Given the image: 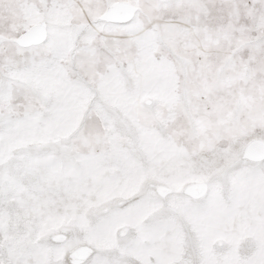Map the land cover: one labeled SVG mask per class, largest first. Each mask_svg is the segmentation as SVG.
I'll return each mask as SVG.
<instances>
[{"label":"snow or ice","instance_id":"1","mask_svg":"<svg viewBox=\"0 0 264 264\" xmlns=\"http://www.w3.org/2000/svg\"><path fill=\"white\" fill-rule=\"evenodd\" d=\"M0 264H264V0H0Z\"/></svg>","mask_w":264,"mask_h":264}]
</instances>
